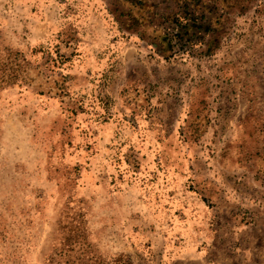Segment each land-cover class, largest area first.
<instances>
[{
  "label": "rangeland",
  "instance_id": "1",
  "mask_svg": "<svg viewBox=\"0 0 264 264\" xmlns=\"http://www.w3.org/2000/svg\"><path fill=\"white\" fill-rule=\"evenodd\" d=\"M0 264H264V0H0Z\"/></svg>",
  "mask_w": 264,
  "mask_h": 264
}]
</instances>
